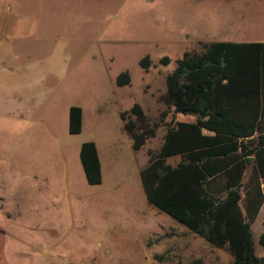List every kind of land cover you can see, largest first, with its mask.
<instances>
[{"label": "rangeland", "instance_id": "374dc122", "mask_svg": "<svg viewBox=\"0 0 264 264\" xmlns=\"http://www.w3.org/2000/svg\"><path fill=\"white\" fill-rule=\"evenodd\" d=\"M77 2L67 76L31 120L0 116V264H229L227 251L147 204L139 172L177 120L162 96L178 59L205 42L264 41V0ZM124 71L131 83L117 86ZM134 103L159 123L138 151L120 118ZM72 105L84 113L76 134ZM86 141L99 150V184L86 182L79 161Z\"/></svg>", "mask_w": 264, "mask_h": 264}, {"label": "trees", "instance_id": "16d2710c", "mask_svg": "<svg viewBox=\"0 0 264 264\" xmlns=\"http://www.w3.org/2000/svg\"><path fill=\"white\" fill-rule=\"evenodd\" d=\"M168 62V57L161 59ZM139 65L148 69L149 56ZM130 85L127 71L115 79ZM174 115L191 122L165 124L163 142L139 172L147 204L185 226L210 246L231 256L230 264H264V221L255 253L251 226L264 201V41H210L185 51L166 76L162 96ZM163 112L161 115H165ZM123 130L138 151L156 134L139 103L120 112ZM82 109H68V132L81 131ZM178 155L175 166L167 158ZM246 157H252L250 163ZM79 161L88 184L101 182L94 142H83ZM165 254H154L156 260ZM193 264H206L195 259Z\"/></svg>", "mask_w": 264, "mask_h": 264}, {"label": "crops", "instance_id": "0c3cea01", "mask_svg": "<svg viewBox=\"0 0 264 264\" xmlns=\"http://www.w3.org/2000/svg\"><path fill=\"white\" fill-rule=\"evenodd\" d=\"M79 5L77 0H0V116L31 120L54 81L67 76V33ZM177 120L191 122L194 116L178 114ZM83 121L82 111L81 125ZM129 144L132 148V140ZM178 161V155L167 158L173 166ZM263 221L264 201L251 226L257 255L263 252L258 242Z\"/></svg>", "mask_w": 264, "mask_h": 264}, {"label": "water", "instance_id": "95a60500", "mask_svg": "<svg viewBox=\"0 0 264 264\" xmlns=\"http://www.w3.org/2000/svg\"><path fill=\"white\" fill-rule=\"evenodd\" d=\"M252 160V157H246V162L250 163V161Z\"/></svg>", "mask_w": 264, "mask_h": 264}]
</instances>
